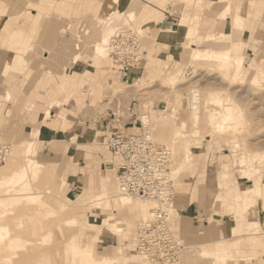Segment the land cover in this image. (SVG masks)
Instances as JSON below:
<instances>
[{"label":"rangeland","instance_id":"rangeland-1","mask_svg":"<svg viewBox=\"0 0 264 264\" xmlns=\"http://www.w3.org/2000/svg\"><path fill=\"white\" fill-rule=\"evenodd\" d=\"M39 1L0 0V139L11 146L8 158L0 165V174L17 170L23 164L25 147L31 142L34 148L31 155L39 161L35 160L38 170L31 183L36 192H41L46 208L53 210V214L46 216V210H40L38 204L21 202L7 206L13 210L9 216L19 219H0V224H8L9 234L18 235L22 243L28 240L36 242L37 247L32 253L33 264L37 260L40 264H72L73 258H69L71 246L73 243L80 244L79 237L97 257H113L115 264H145L135 250V235L138 222L147 217L143 216V212L152 208L153 203L133 196L131 198L136 207L123 206L111 218V210H104L103 204H89L101 177L86 165L90 160L94 169H114L111 174H105L112 185L111 198L117 199L115 159L107 148V141L118 124L133 130L131 121L126 117L118 122L113 116L128 106H133L137 113L148 112L154 138L172 150L170 172L177 190L180 182L191 181L194 177H197V182L201 181L203 165L216 161L215 153H219L221 157L217 160H227L223 166L226 173L231 172L229 175L235 179L233 172L237 169L239 176L254 178L252 185L257 198L264 197L261 179L264 174V38L250 41L246 38L248 33L244 34L245 27L249 26L245 20L249 16L254 21L261 19L263 1L161 0L157 3L155 0H142L144 4H155L163 12L147 9L140 0H132L125 9L121 7L127 0H65L66 5H60L61 0ZM97 5L102 12L98 18L95 12ZM36 6L42 8L43 17L37 15ZM133 9L136 13L129 25L139 31L141 58L123 74L110 56L102 59L95 57L91 45L110 29L129 28L124 22L127 12ZM144 9L149 10L148 17H144ZM111 12L115 13L111 15ZM208 16L209 19L206 18ZM31 18L37 19L36 26ZM150 19V23L144 24ZM5 24L7 31L3 30ZM81 26L84 28L82 31ZM15 29L28 36L25 41L14 44L15 38L7 37ZM51 30L57 35L53 41L55 46H65L68 63L55 62L53 44L48 42V31ZM248 30L250 35L256 31L254 28ZM258 30L264 33V21L260 22ZM76 35L80 36V40ZM176 44L181 46L178 52L173 50ZM192 49L198 57L190 55ZM17 51L28 60H24L27 64L23 70L11 69L5 73L1 67L8 54H17ZM73 53L79 55L75 64L71 63ZM225 53L229 61L223 58ZM49 65L62 74L78 73L84 82L75 94L70 96L63 92L58 99H50L47 110L50 112V108L61 104L73 105L74 116L80 121L77 133H96L95 139L81 143L82 139L79 142L72 134H65L52 136L48 142H43L40 141L39 129L35 132L29 128L30 113L40 108L36 101L46 105L48 99L34 96L33 100H26L25 90L32 85L38 89L39 79ZM140 77L142 79L138 82ZM8 90L12 92L10 101L4 93ZM191 90L199 93L196 100L191 96ZM212 97L225 102L224 107L214 105L211 100L206 101ZM26 101L32 106L26 105ZM193 102H197L199 108L196 115L191 111ZM210 111L219 112L215 113L216 117L212 115V123L206 119ZM222 113L231 114L230 120L224 128L217 130L212 124L219 120ZM50 118L44 115V120ZM181 121L184 126H178ZM70 125L72 123L68 121L63 128ZM175 129H180L183 136L176 135ZM36 139H39L37 153ZM186 146L190 149L191 160L182 167ZM223 148L228 149L225 153L229 156H222ZM88 153L91 155L89 159L86 157ZM240 159L246 162L241 164ZM67 165L73 167L71 173L64 176V169L61 172V168ZM199 165L202 166L199 168ZM247 165L250 166L249 174L243 176L238 169ZM90 176L93 182L86 185ZM260 184L262 194L256 191V186ZM12 194L13 191L5 193L0 187V199ZM219 199L222 206L223 202H239L238 197L232 196L229 200L226 194ZM246 203L251 204L245 208ZM254 203L244 201L243 206L237 209L240 214L237 216L238 223L232 227V236L240 228H248L244 213ZM140 204L142 211L139 210ZM173 209L170 211V226L176 236L189 246L181 264H211L212 261L215 262L212 264H237V260L243 257L233 254V250L240 244L245 245L241 248L243 253L245 249L248 254L245 259L255 257V263L258 262L260 250H254L249 245H260L259 238L237 237L234 243L222 238L210 239L209 243L208 240H188L184 230L177 222V227L173 225L170 219L176 216ZM224 211L227 212V209ZM67 219H74L75 223L69 226L63 222ZM106 219H111L109 223H114V227L106 224ZM209 221H213L212 217ZM46 237L49 241L42 243L41 239ZM203 247L206 248L205 253L200 252ZM76 251L74 248L73 252ZM135 256L136 259L132 258Z\"/></svg>","mask_w":264,"mask_h":264},{"label":"crops","instance_id":"crops-1","mask_svg":"<svg viewBox=\"0 0 264 264\" xmlns=\"http://www.w3.org/2000/svg\"><path fill=\"white\" fill-rule=\"evenodd\" d=\"M44 1L45 0H41L39 1V3ZM61 1L62 2H60V5H66L65 0H61ZM131 1L132 0H127V2L121 8L122 9L128 8L131 4ZM140 1L142 2V0ZM155 1H157V3L158 2L160 3L161 0H155ZM207 1L218 2V0H207ZM253 1L264 2V0H253ZM144 6L153 12L155 11L163 12V10L160 7L156 6L155 4H153L152 6L148 4H144ZM36 7L38 8L37 15H41L40 18L43 17L42 15L43 12L41 10L42 8H40L39 6ZM100 9H101L100 5L99 6L97 5V7H95L96 18H98L102 13L99 12ZM148 11L149 10H145V9L142 11L144 17L149 16ZM60 12H63V10L60 9ZM206 18L209 19L210 17L208 16ZM32 21H35V26H36L37 19L31 18V22ZM150 21L151 19L146 21L144 24L150 23ZM253 21L254 20L251 18V16H249L245 20V22L246 23L248 22L249 24V26H246L244 29V34L248 33L246 38L247 39L250 38V41L263 39L264 33L258 30V25L260 24V22L264 21V11L262 12V16L259 21L255 20L254 24H252ZM228 22L229 20L227 21V23ZM225 27L226 26H224V28ZM252 28L256 29V31L252 32V34L250 35V31L248 29H252ZM52 32L53 30L48 31L49 33L48 42H51L53 44V48H54L53 52H55L56 55L55 62L57 64L58 63L61 64L64 62L68 63L65 58L67 53L65 46H55L53 41L57 35L56 33L52 34ZM175 32H177V30ZM48 42L46 41V43ZM180 47H178V45L176 44L174 48L173 47L172 48L173 50L175 49L176 52H178L181 49ZM17 52H18L17 54L15 53L8 54L4 62L5 70L3 65L1 67L2 71H5L6 73L8 72V70L11 69H19V70L24 69L25 64H27L25 63V61L27 62L28 60L22 57L23 54L19 53L20 51ZM40 62L44 63L43 61ZM44 71H45L44 76L39 79V82L37 84L38 89L36 88L34 89L32 85L30 88H26L25 90L26 100L29 99L33 100L34 96H43L48 99L46 105L44 103L41 102L38 103L36 101V104H38L40 108H38L36 112L30 113L28 117L29 121L27 123L29 128L32 129L33 131L35 129H39V133L41 137L40 141L43 142H48V140L52 138V136H59V135L64 136L65 134H69V135L72 134L73 137H76L77 141L79 142L82 139L83 142L81 143L95 139L96 133H94L93 135L91 133H88L87 131H83V132L78 131L77 133V130L79 129L80 121L78 118L74 116L75 110L73 109V105L66 106V104H61L60 106L50 108L52 117L48 120H44L45 111L47 110L48 102L50 99H58V95L63 92L69 93L71 96V94H75L77 92L78 87H80L84 82L83 80H80L79 78L80 75L78 73L62 74L57 72L52 65L46 67ZM141 79L142 78L140 77L138 79V82H140ZM41 88L45 91H41L40 90ZM8 91L12 96V92L10 90ZM3 99H4V95H3ZM25 104L28 105L30 103L26 101ZM30 105L32 106V104ZM54 114H56L55 117ZM68 121L72 123V125L64 129L63 127ZM99 126L101 127V125ZM54 141H58V140L55 139ZM38 142L39 139H36L35 140L36 153H37ZM226 151L228 152L227 148L222 149L223 152L222 156L224 157L229 156L228 153H225ZM215 155H216V161H214L211 164L207 163L206 166L204 164L203 169L200 170L203 173L201 181L197 182L196 180L197 177H194L193 180L191 181L180 182L178 186V190L175 187L176 196L174 200L173 210L176 211L175 213L176 216L170 219L173 220V225H175L176 227H177L176 225L177 222L179 228L184 230L186 239L192 241H197L200 239L203 241L208 240L209 243L213 240H218L222 238V239H229V241L234 243L235 241L238 240L237 237H247V236L252 238L257 237L260 239L261 244L260 245L253 244L249 246L254 250L255 249L260 250V255L258 256L259 257L258 262L255 263L256 261L255 257L245 259V257L248 256V254L245 253V249H244V253L241 251V248L245 246L243 244H240V246L237 249H234L233 254L235 253L238 254L239 257H243L242 259L237 260L238 262L237 264H264V197L257 198L258 196L254 192V188L252 185L254 178L241 177L239 176L237 169H235L233 172L235 176L234 179L232 176L229 175V173L231 172L226 173L227 171L224 170L223 168L224 163H227V160L225 158H222V160L219 161L217 160V158L221 157V155L219 153H215ZM210 156L211 155L209 154L208 157ZM86 157L89 159L91 155L88 153V156ZM74 165H76V163H74ZM86 165L90 166L92 172L95 173L98 177H100V175L101 177L106 175L105 174L106 172L111 174L112 171L114 170L112 168H105L103 171L94 169L95 167L92 165L91 160L88 161ZM200 166L202 165H199V168ZM221 166H222V170H221ZM72 167L73 166L70 167V165L64 166L61 168V172L64 169V176H65L67 173H71ZM262 183H264V174L262 175ZM245 191H247L246 194L244 193ZM225 194L226 197L229 198V200H231L232 196L238 197L239 202L236 203L234 202L232 203V201L228 203L223 202V206H222V203H220L219 198L222 196L225 197ZM247 200L252 203L255 202L249 207L247 213H244L245 216L244 218L248 220V228L242 227L240 228V230L236 235L232 236L231 234L232 227L238 223L237 216H239L240 214L237 209L242 207L244 201L246 202ZM214 209L215 211L213 212ZM224 209L225 210L227 209V212H225ZM231 212L233 214H231ZM235 212L238 213L235 214ZM235 215H236V219H234ZM211 217L213 221H209ZM101 232L102 230L98 232V238ZM210 239L211 241H209ZM235 247L236 246H232V248ZM212 263L215 262L212 261L211 264Z\"/></svg>","mask_w":264,"mask_h":264},{"label":"built area","instance_id":"built-area-1","mask_svg":"<svg viewBox=\"0 0 264 264\" xmlns=\"http://www.w3.org/2000/svg\"><path fill=\"white\" fill-rule=\"evenodd\" d=\"M83 29L81 26L80 31ZM76 38L80 40L79 35ZM109 46V56L120 73L124 74L141 58L139 33L131 28L115 30ZM113 116L118 122L126 117L134 127L130 130L118 124L107 141V148L115 159L119 192L155 204L149 219L137 226L136 251L148 264H181L188 245L176 236L169 223L176 196L170 172L172 150L154 138L148 112L137 113L133 106H128ZM10 151V144L0 139V165Z\"/></svg>","mask_w":264,"mask_h":264},{"label":"bare ground","instance_id":"bare-ground-1","mask_svg":"<svg viewBox=\"0 0 264 264\" xmlns=\"http://www.w3.org/2000/svg\"><path fill=\"white\" fill-rule=\"evenodd\" d=\"M114 13L115 12H111V15H113ZM127 13H128L126 15L127 20H126V22H124V25H126V26L128 25L129 28L133 29L129 25V23L134 18L135 11L132 10V11H129ZM99 19L101 20V18H99ZM9 23L10 22H8L7 25H9ZM110 23L111 22H109V24ZM7 25L5 24V26H3L4 31H7L6 30ZM115 30H117V28L110 29L108 32L104 33L103 35H100V38L91 45L92 51H93V54L95 57L101 58V59L105 58V57L109 58V49H110L109 39H110L111 34ZM135 30H136V32L139 33V31L137 29H135ZM7 37L15 38L14 44H18V43H20V40L25 41V39L27 38V35L24 33L23 34L19 33V30L15 29V30L10 31L9 34L7 35ZM76 46H79V45L77 44ZM190 55L194 58L198 57L197 53H195V51H193V49L191 50ZM225 55H226V53L224 54L223 58H225L227 61H229ZM78 58H79V55L74 54L71 58V63L72 64L77 63ZM190 92H191V96L194 97L193 99L196 100L197 99L196 96H198L199 93L195 90H191ZM180 93H182V92H180ZM5 95H6L5 96L6 99L9 100L11 98L9 92H5ZM212 98H208L206 101L210 102V100H211V103H213L214 105L224 107L225 102H223L221 99H217L215 97H212ZM55 103L58 104L57 101ZM198 110H199V108H198L197 102H193L191 105V111L194 113V115H196V114H198ZM213 111H215V110H213ZM213 111H210V115H208V117L206 118L208 121L211 119L212 115H214L215 113H219V112H213ZM45 116L46 117H48V116L52 117V114L49 112V110H47L45 113ZM230 116H231V114H223L222 113V115H220L218 117L219 120L215 119L216 121L212 125L214 126L215 129L221 130L222 128L225 127L226 122L228 120H230ZM213 117H216V114ZM211 120L213 121V118ZM211 120H210V122H211ZM178 126H184V122L181 121L178 124ZM175 130H176L175 131L176 135L183 136V133L180 131V129H175ZM34 131L37 132L38 129H35ZM176 135H174V136H176ZM33 152H34L33 144L31 142H28L26 147H25V158L26 159H24L23 164L20 165V167L17 170H12V171L0 174V187H3L5 193H8L10 191H13V193H14L12 195H8V196L0 199V219H1V221L5 220L7 218H10V219L17 218V216H12V217L9 216V215L13 214V210L11 208L9 209V207H7V206H13V205L19 204L21 202L38 204L40 206L39 207L40 210H42V209L46 210V213H45L46 216H50L51 214H53V210L51 208H49V209L46 208L47 203L42 199V196L40 195L41 192H39V191L36 192L35 187L31 183V181L36 177L37 170H38V164L36 163L35 158H33L31 155ZM17 155H18V153H17ZM190 160H191L190 149L188 146H186V148L184 149L183 158H182V163H183L182 167H184L186 164H188L190 162ZM240 160H241L240 161L241 164H244L246 162L245 160H242V159H240ZM238 170H239L240 174L245 176V175L249 174L250 166L247 165V167L240 168ZM29 173H30V175L28 176ZM257 180H258V182L261 181L259 178ZM98 181H100L99 185H98L96 191H94L93 195L90 196L91 200L89 201V204H92L95 206H97L99 204H103L104 210H111L110 218L112 216H115L116 211H118L119 208L121 210V207H123V206H130L133 208L136 207L133 204V199H132L133 196L123 195L119 192L117 182H116V192H117L116 197H117V199L111 198L110 192L112 191V185H111V182L109 180L108 175H106L105 178H103V176H102L100 178V180L98 179ZM91 182H93V178L90 176L89 179L87 180L86 185L90 184ZM261 189H262L261 184L256 186V191L258 193L262 194ZM135 198H139V197H135ZM145 201H148V200H145ZM148 202L153 203L151 201H148ZM249 204H251V203H246L245 208H247L249 206ZM152 205H153V207H152ZM152 205L150 206L152 208H148L146 212H143V216L144 217L147 216V217H145L144 219H141L138 222V224L149 219L150 213H151L152 209L155 207L154 203ZM141 208H142V206L140 204L139 210H141ZM172 209L173 208H171V210ZM143 216H142V218H143ZM17 219H19V218H17ZM109 220H111V219H106L105 223L110 224V225H112V227H114V223H109ZM63 222L69 226H72V224L75 223V220L74 219L73 220L67 219ZM79 240H80V244L78 242V244H79L78 246L75 245L74 243L71 246L69 258H73V259L70 263H72V264H115L116 263V260L113 257H108L106 255H102V256L97 257L93 253V249L86 246L83 238L79 237ZM41 241H42V243H46L49 241V239H48V237H46V238H42ZM26 242H28L29 245ZM26 242H25V244L22 243L20 241V239L18 238V235H16V234L10 235L8 224H3V223L0 224V264H33L32 263V253H33L34 249L37 247V245H35L36 242L32 243V241H30V240H28ZM74 248H76V250H77L76 252H73ZM205 250H206V248L203 247V248H201L200 252L205 253ZM137 255L145 264H148V262L142 256H140L138 253H137ZM75 258H76V260H74ZM132 258L136 259V256L132 257ZM131 261H133V260H131ZM35 264H40V262H38V260H37V262H35Z\"/></svg>","mask_w":264,"mask_h":264}]
</instances>
